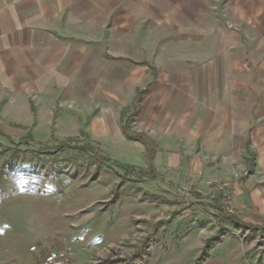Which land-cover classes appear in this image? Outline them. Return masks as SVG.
Segmentation results:
<instances>
[{
	"label": "rangeland",
	"instance_id": "374dc122",
	"mask_svg": "<svg viewBox=\"0 0 264 264\" xmlns=\"http://www.w3.org/2000/svg\"><path fill=\"white\" fill-rule=\"evenodd\" d=\"M83 15L96 20L83 33L107 42L129 66L110 76L113 96L98 92L111 101L56 104L50 136L43 122L35 129L25 114L0 113V264H32L53 247L67 249L71 264H129L146 238L149 253L135 264H204V247L233 231L253 238L251 249L263 256L259 210L249 217L257 228L242 231L229 226L227 215L238 216L234 173L244 177L255 166L248 143L240 161H217L196 140L174 162L155 161L157 145L139 115L145 102L151 109L147 97L161 75L177 77L179 86L190 78L198 93L202 76L218 75L229 60L244 59L243 68L259 62L264 0H99ZM106 106L111 133L120 128L125 138L95 129V118H105L96 112ZM122 122L150 142L126 137ZM99 157L112 161L100 165ZM117 162L137 173L121 182L125 171Z\"/></svg>",
	"mask_w": 264,
	"mask_h": 264
},
{
	"label": "crops",
	"instance_id": "0c3cea01",
	"mask_svg": "<svg viewBox=\"0 0 264 264\" xmlns=\"http://www.w3.org/2000/svg\"><path fill=\"white\" fill-rule=\"evenodd\" d=\"M98 1L0 0L1 114L15 119L25 114L35 129L43 122L50 136L59 102L72 105L71 100L80 99L81 104L77 103L86 107L93 98L112 100L110 76L115 67L127 69L129 64L127 58L114 55L107 42L83 33L85 28L90 32L96 22L83 14L94 10ZM261 52L263 58L250 67L243 68L247 61L238 58L229 60L216 76L204 74L198 93L190 78L179 86L177 77L161 75L147 97L154 99L151 109L145 102L139 115L157 145L155 161L174 162L173 156L188 153L182 147L192 146L195 140L205 153L211 148L207 154L219 156L217 161H234L236 156L240 161L248 143L256 154L255 166L244 177L241 171L234 173L239 224L229 219V226L239 231L242 224H260L249 218L253 209L264 218V49ZM99 83L105 84L99 87ZM71 84L72 92L60 96L59 90ZM75 87L77 91H73ZM103 90H109L111 96L99 98L98 92ZM108 111L106 106L96 112L105 118H95V129L125 138L120 128H112L111 133ZM34 112L42 117L37 119ZM231 233L234 235L213 237L206 250L204 247V264H264V255L256 254L249 245L253 238Z\"/></svg>",
	"mask_w": 264,
	"mask_h": 264
},
{
	"label": "trees",
	"instance_id": "16d2710c",
	"mask_svg": "<svg viewBox=\"0 0 264 264\" xmlns=\"http://www.w3.org/2000/svg\"><path fill=\"white\" fill-rule=\"evenodd\" d=\"M137 112L138 111H135L134 113H137ZM122 129H123L124 134L128 138L135 139V140H140V141L145 142L146 144H148L150 142V140L148 139L147 135H145V134H142V133H131L128 123L122 122ZM62 145H64V142L62 143ZM91 149H93V148H91ZM148 151H149V153L153 154L155 152V148H153V146H151V147H149ZM97 161H99L100 165H106V163H108V161H112V160H107V159L103 160V158L99 157V158H97ZM117 165H118V167L122 168L125 171L124 172L125 175H123V176L121 175V179H122L121 182H124L127 179H129L130 178L129 176H131V172H134V174L137 173L136 172V168L134 166L124 165V164H121V163H118ZM139 171H140L139 174L141 175L142 170H138V172ZM217 211H218L217 215H218L219 218L225 216V214H226V212L222 208H218ZM227 215H228L229 219L231 221H233L234 223L238 222L236 217H234L232 215H229V214H227ZM237 224H239V223H237ZM242 225H244L243 227L248 226V224H242ZM250 227L257 228L255 226H251V225H250ZM145 240H146V242H145ZM145 240H144V243L142 244V246L138 248V251L135 253L134 257H132V263H129V264H135L134 261H136V263H138V262L140 263L141 261H143L145 259L144 256L147 253H149V250H147V243L149 242V239L146 238ZM207 247H208V245L205 247V250L207 249Z\"/></svg>",
	"mask_w": 264,
	"mask_h": 264
},
{
	"label": "built area",
	"instance_id": "2783aa9c",
	"mask_svg": "<svg viewBox=\"0 0 264 264\" xmlns=\"http://www.w3.org/2000/svg\"><path fill=\"white\" fill-rule=\"evenodd\" d=\"M32 250H36V247L33 246ZM72 263V255L71 253L65 249L60 247L50 248L43 256L39 257L38 260L33 262L32 264H71ZM10 264H15L11 262Z\"/></svg>",
	"mask_w": 264,
	"mask_h": 264
}]
</instances>
